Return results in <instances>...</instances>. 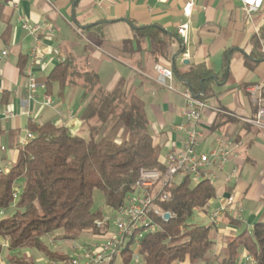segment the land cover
<instances>
[{
  "label": "crops",
  "instance_id": "0c3cea01",
  "mask_svg": "<svg viewBox=\"0 0 264 264\" xmlns=\"http://www.w3.org/2000/svg\"><path fill=\"white\" fill-rule=\"evenodd\" d=\"M13 2L0 0V52L9 50L6 59L2 60L0 54L3 73L0 79V90L3 91L0 93V147H5L0 152L1 171L11 169L20 155V148L28 143L26 134L31 123L26 115L28 109L38 127L53 123L67 127L73 136H90L82 119L90 97H85L83 88L70 86L59 93V86L55 85L52 94H47L48 77L60 63L54 55L56 48L66 57L73 58L79 70L96 72L101 86L107 91L113 92L124 81L126 92L145 102L149 124L148 107H153L154 122L158 123L153 127L159 134L158 143L155 139L154 142L161 149L164 161L169 150L181 147L179 136L172 130L174 125L182 122L185 111V100L181 95L185 87L179 80V73H185L194 65H205L222 80L224 54L228 52L230 57L229 76L212 85L217 97L209 102L210 109L203 116L202 128L207 136L204 150L207 151L214 137L220 134L211 133L217 113L230 114L241 123L256 117L257 105L249 90L264 82V61L251 68L246 59L253 49L252 37L264 27V17L257 22L252 17L264 12V7L248 17L240 0H193L194 6L188 16L185 7L190 0H23L17 11L12 8ZM19 15L26 17L31 25L41 26L36 36L22 29L17 19ZM99 23L103 26L102 37L98 38L94 30L86 27ZM132 23L138 27L162 29L172 40V60H158L153 54L156 51L154 39L137 40ZM184 24L189 25L186 41L178 33L180 25ZM37 41L45 61L33 68L37 97L29 100L28 79L19 73L18 64L24 56L28 58L26 68L29 66V53ZM126 42L130 44L126 46ZM13 53L17 55L15 62L10 60ZM158 64L173 69L172 82L164 81L159 75ZM167 82L174 86V91L168 90ZM46 95L51 99L50 104H46ZM8 111H13L14 116L6 118ZM252 127L244 128L242 124L230 127L229 134L243 143L235 161L240 168L239 179L230 181L227 172L223 173L213 185L217 188V196L212 201L217 204L211 207L210 201L207 205L209 209H215L219 197L226 198L233 193L237 204L243 208L240 225L230 224L226 215L212 228L211 238L213 234L215 243L212 254L215 257L219 256L225 239L240 234H232L237 227L251 226V230H245L252 231L255 224L264 221L259 220L262 213L264 215V131ZM122 132L119 124L109 122L101 135H112L119 142ZM233 163L228 165L227 171ZM115 231L106 236H93L90 246L100 245L106 237H113ZM242 252L247 259V254Z\"/></svg>",
  "mask_w": 264,
  "mask_h": 264
},
{
  "label": "trees",
  "instance_id": "16d2710c",
  "mask_svg": "<svg viewBox=\"0 0 264 264\" xmlns=\"http://www.w3.org/2000/svg\"><path fill=\"white\" fill-rule=\"evenodd\" d=\"M102 26L103 23H99L86 29L94 30L99 38L102 37ZM132 26L137 40L154 39L156 51L153 54L158 60H172V40L162 29L138 27L133 23ZM251 43L253 49L246 63L254 68L264 61V27L252 37ZM229 64L230 57L226 52L222 80L219 74L203 64L179 73V80L185 88L209 103L217 97L212 85L229 76ZM27 65L28 58L22 56L18 64L20 74L25 75ZM100 83L96 72L79 70L70 56L51 71L45 85L48 95L52 94L55 85L59 86V93L67 87L80 86L85 97H90L82 114L90 136H73L63 125L46 123L38 127L30 123L29 130L34 139L20 148V155L8 172L0 170V257L5 252L38 250L50 262L70 264L72 256L52 250L47 240L60 235L61 240L75 242L88 232L98 236L107 233L108 224L98 226L105 214L93 209L95 190L102 192L107 209L114 213L135 192L141 169L165 170L161 149L151 136L143 99L129 95L124 81L113 92L104 89ZM109 122L124 124L129 137L118 142L108 135H101ZM235 124L253 128L230 114L219 112L211 133L229 134L230 127ZM20 180L22 185H19ZM164 190L169 199L158 200L155 204L173 218L165 221L160 216L153 217L159 230L145 233L137 245L132 239L122 255L123 263L131 264L138 255L145 264H214L213 227L186 226L185 222L196 209H204L216 198L217 188L207 181L194 182L187 176ZM11 208L16 211L6 215ZM227 217L230 224L240 225L241 221ZM227 241V254L220 264H238L241 251L252 259L253 264H264V221L255 224L252 231L245 230ZM2 243H6V249ZM8 264L37 262L28 255L14 254L8 255Z\"/></svg>",
  "mask_w": 264,
  "mask_h": 264
},
{
  "label": "built area",
  "instance_id": "2783aa9c",
  "mask_svg": "<svg viewBox=\"0 0 264 264\" xmlns=\"http://www.w3.org/2000/svg\"><path fill=\"white\" fill-rule=\"evenodd\" d=\"M23 0H14L12 8L19 10L20 3ZM243 12L250 17L252 14L264 7V0H240ZM194 6L193 0L186 5L185 14L190 15ZM18 21L23 30L30 35L36 36L41 29L38 24L31 25L26 17L19 15ZM189 25H180L178 33L183 40L188 39ZM1 58L6 59L9 56V50L4 49L0 52ZM54 55L60 62L66 60V55L59 50L54 51ZM30 63L25 70V77L28 79V97L34 100L36 96L37 83L34 79L33 68L35 65L45 61V56L39 50V43L34 46L29 53ZM156 70L164 81L170 82L174 79L172 68L165 67L162 64L156 66ZM2 69L0 67V79L2 78ZM165 84V83H164ZM169 90L174 91V86L169 84ZM250 93L257 105L256 117L251 120H244L245 123L252 125L264 131V82L254 85L250 88ZM3 91L0 90V93ZM185 100V111L182 122L172 127L173 132L179 136L181 147L175 150H169L165 158V170H140V176L136 183V190L128 196L126 203L115 211L112 215H106L105 221L115 222V235L97 247L88 245L78 246L77 253L72 257L70 264H113L118 257H122L127 249L129 242L133 239L134 245L139 244L140 239L145 233L156 232L159 230L158 224L153 217L160 216L164 219L165 213L158 206L156 201H166L169 195L164 190L165 187L175 185L181 179L190 176L194 182L207 181L214 185L221 178V175L227 172V178L230 181L239 179V165L235 161L239 158V148L242 141L236 140L230 134H219L214 137L206 151L203 144L207 140L205 131L202 128L203 116L210 104L204 101L199 95H195L189 88L181 92ZM46 104L51 103L49 96H45ZM26 115L30 122L36 124V118L28 109ZM14 116L13 111L5 113L6 118ZM34 139V134L29 130L26 134V141ZM27 143H24L25 146ZM5 147H0L3 152ZM234 162V163H233ZM233 163L227 171V167ZM18 191L14 196L17 197ZM218 206L215 209L205 207L201 210L203 216L209 219L210 225L215 227L219 224L223 216L241 219L243 208L237 204L236 196L232 193L228 197H219ZM171 215V214H170ZM171 218L173 216L171 215ZM165 221H168L164 219ZM98 222V226H100ZM5 246V245H4ZM137 261L136 255L133 261ZM247 260L251 261L248 257Z\"/></svg>",
  "mask_w": 264,
  "mask_h": 264
},
{
  "label": "rangeland",
  "instance_id": "374dc122",
  "mask_svg": "<svg viewBox=\"0 0 264 264\" xmlns=\"http://www.w3.org/2000/svg\"><path fill=\"white\" fill-rule=\"evenodd\" d=\"M264 17V12H261L259 14H254L253 15V20H255V22H257L260 18H263ZM24 52H26V48H24L23 50ZM16 53H13L12 55V58L10 60H12L13 62L16 61ZM54 64H52L51 66H53ZM167 85H169V82H167ZM169 90V89H168ZM152 102V101H151ZM148 115H149V120H150V132H151V136H153V138L155 139V142L158 143L157 141V138L159 137V134H158V131L156 128L153 127L154 124H156V126H158V123L154 122V119L156 120V117L154 115V109L152 106H149L148 107ZM120 128L121 130L123 131L122 132V135L120 136V141H123L125 139H127L129 137V132L126 128V126L124 124H120ZM105 136H107V134H104ZM110 138H113L112 135H108ZM22 180H20L19 182V185H22ZM18 185V186H19ZM17 191H19V187L17 188ZM217 203L215 201H212L210 203V206L213 207L215 206ZM93 209L94 211H101L106 215H112L113 216V213L110 212L106 205H105V200H104V196L102 194L101 191L99 190H95L94 192V205H93ZM15 208H11L7 213L6 215H11L15 212ZM104 216V218H105ZM103 218L102 221H100V226L99 227H102L106 224L109 225L110 227V231L109 233L113 232V230L115 229V222L114 220H111L110 222H107L105 221V219ZM259 220H264V215L262 213L261 215V218ZM185 225L186 226H192V225H209V222H208V219L207 217L203 216L202 213H201V209H196L193 213L192 216H190L186 222H185ZM245 229H248V230H251V226H241V227H237L235 229L234 232H232V234H237V233H241L243 231H245ZM109 230V229H108ZM108 231L105 235H102V236H106L107 234H109ZM93 236H96V235H93L91 232H88L86 234H83L81 236V238H79L77 241L75 242H70V241H64V240H61L59 237L60 235H54L52 237H50V239L47 240V243L49 244L50 248L52 250H57L58 252H60L61 254H70L72 257L75 256L76 254H73L75 251L77 253V250L78 249V246L80 245H88L90 246V241H91V238ZM98 238V237H97ZM111 237H106L105 241L109 240ZM212 240L214 242V239H213V234H212ZM105 241H103L102 243H104ZM227 239L224 240V244H223V247L221 248V251H220V254H219V258L217 259V257H214L212 259V261L214 262V264H220L221 260L223 258L226 257V254H227V243H226ZM101 243V244H102ZM1 244V242H0ZM3 246L5 247V249L7 248V245L6 243H2ZM100 244V245H101ZM75 245V246H74ZM72 246L74 248H72ZM99 246V245H97ZM96 246V247H97ZM91 247V246H90ZM94 247V246H92ZM95 248V247H94ZM73 249L75 251H73ZM214 249V247H213ZM215 250V249H214ZM243 252H239L238 254V257H237V262L238 264H253L252 262V259L251 261L247 260L246 257L244 256V254H242ZM14 254H17V255H28L30 257H32L35 262H37V264H55L54 262H50L42 253L38 252V250H21V251H18L16 253H9V252H5L1 257H0V264H8V255H14ZM73 254V255H72ZM122 257H118L115 261V264H124L123 263V260L121 259ZM136 258H137V261H132L131 264H145V261L142 257L136 255Z\"/></svg>",
  "mask_w": 264,
  "mask_h": 264
},
{
  "label": "water",
  "instance_id": "95a60500",
  "mask_svg": "<svg viewBox=\"0 0 264 264\" xmlns=\"http://www.w3.org/2000/svg\"><path fill=\"white\" fill-rule=\"evenodd\" d=\"M175 59H176V55L173 57V63L175 62ZM163 217L166 220H170L171 219L170 213H165V215Z\"/></svg>",
  "mask_w": 264,
  "mask_h": 264
}]
</instances>
